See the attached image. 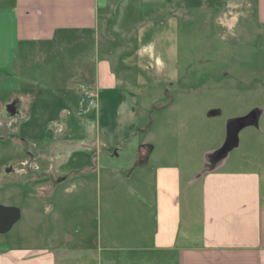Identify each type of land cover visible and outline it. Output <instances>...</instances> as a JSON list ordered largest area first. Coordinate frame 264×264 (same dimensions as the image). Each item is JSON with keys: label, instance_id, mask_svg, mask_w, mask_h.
Masks as SVG:
<instances>
[{"label": "rangeland", "instance_id": "1", "mask_svg": "<svg viewBox=\"0 0 264 264\" xmlns=\"http://www.w3.org/2000/svg\"><path fill=\"white\" fill-rule=\"evenodd\" d=\"M111 4L107 29L124 49L109 59L125 82L113 93L86 84L97 65L93 37L0 71V204L21 209L0 234V253L69 244L64 231L97 245L112 226L130 240L143 217L151 222L139 194L153 200L154 173L166 158L192 175L206 163L264 169L257 1Z\"/></svg>", "mask_w": 264, "mask_h": 264}, {"label": "crops", "instance_id": "2", "mask_svg": "<svg viewBox=\"0 0 264 264\" xmlns=\"http://www.w3.org/2000/svg\"><path fill=\"white\" fill-rule=\"evenodd\" d=\"M111 1L0 0V71L27 66L37 54L47 59L59 46L76 47L93 37L97 65L86 84L113 93L125 82L109 59L124 49L113 45L107 29ZM256 1L264 21V0ZM165 2L141 0L149 6ZM65 64L67 76L69 61ZM139 196L152 218L143 217L130 240L113 226L97 245L73 241L64 231L69 244L11 248L0 253V264H264V169H215L206 163L192 175L170 157L155 170L153 200ZM71 250L79 251L78 257Z\"/></svg>", "mask_w": 264, "mask_h": 264}, {"label": "water", "instance_id": "3", "mask_svg": "<svg viewBox=\"0 0 264 264\" xmlns=\"http://www.w3.org/2000/svg\"><path fill=\"white\" fill-rule=\"evenodd\" d=\"M21 218V209L0 204V234L7 233Z\"/></svg>", "mask_w": 264, "mask_h": 264}, {"label": "built area", "instance_id": "4", "mask_svg": "<svg viewBox=\"0 0 264 264\" xmlns=\"http://www.w3.org/2000/svg\"><path fill=\"white\" fill-rule=\"evenodd\" d=\"M86 99L88 100L90 105H94V93L91 91L86 90L84 92Z\"/></svg>", "mask_w": 264, "mask_h": 264}]
</instances>
